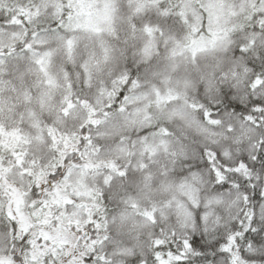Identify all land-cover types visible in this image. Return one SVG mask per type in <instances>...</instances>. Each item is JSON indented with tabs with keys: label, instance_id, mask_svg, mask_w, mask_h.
Listing matches in <instances>:
<instances>
[{
	"label": "snow or ice",
	"instance_id": "1",
	"mask_svg": "<svg viewBox=\"0 0 264 264\" xmlns=\"http://www.w3.org/2000/svg\"><path fill=\"white\" fill-rule=\"evenodd\" d=\"M0 264H264V0H0Z\"/></svg>",
	"mask_w": 264,
	"mask_h": 264
}]
</instances>
